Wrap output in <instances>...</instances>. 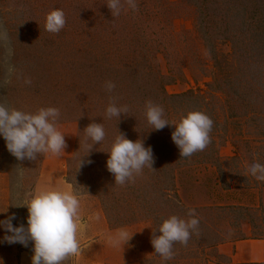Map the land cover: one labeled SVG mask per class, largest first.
<instances>
[{
  "label": "rangeland",
  "instance_id": "obj_1",
  "mask_svg": "<svg viewBox=\"0 0 264 264\" xmlns=\"http://www.w3.org/2000/svg\"><path fill=\"white\" fill-rule=\"evenodd\" d=\"M122 0L112 16L107 0H0V103L34 113L60 111L56 123L65 135L59 155L17 160L0 138V220L26 223L27 197L43 191H75L76 220L99 212L110 228H125L127 247L140 264H209L218 244L264 238V182L248 172L264 164V0ZM65 13V27L45 31V16ZM11 49V55H9ZM9 66L15 72L9 75ZM30 79L31 84H25ZM115 88L105 90V82ZM163 108L169 123L189 111L213 120L203 151L180 157L171 140L173 125L151 130L145 105ZM115 102L126 114L109 118ZM101 123L105 138L84 158L93 142L84 129ZM122 133L153 150L145 166L120 185L106 169L112 142ZM194 209L197 232L186 245H173L164 261L151 244L157 226ZM4 264H31V245L2 242ZM69 256L64 264H71Z\"/></svg>",
  "mask_w": 264,
  "mask_h": 264
},
{
  "label": "clouds",
  "instance_id": "obj_2",
  "mask_svg": "<svg viewBox=\"0 0 264 264\" xmlns=\"http://www.w3.org/2000/svg\"><path fill=\"white\" fill-rule=\"evenodd\" d=\"M131 9H136L134 0H127ZM107 8L112 16H119L123 9L122 0H107ZM66 24L65 13L54 9L45 16V31L58 34ZM8 40V33L0 29V42ZM9 49V55H11ZM15 72L14 66H9L8 73ZM25 84H31L26 79ZM105 90L111 92L115 84L105 82ZM126 106H117L115 102L106 108L109 118L117 121L122 114H126ZM145 116L151 130H162L168 125L174 126L171 140L179 149L180 157H190L198 151H203L210 143V132L213 120L201 111H189L181 115L179 120L169 123L164 118L163 108L151 101L145 105ZM60 117L59 109L55 107L40 108L36 112H25L6 107L0 103V138L5 141L8 152L17 160H35L38 154L51 152L59 155L66 147L65 135L56 128ZM86 138L93 143L87 147L85 155L79 158L78 168L90 164L91 160L84 158L89 154L93 145L100 144L105 138V130L101 123H90L85 129ZM106 160V169L114 177V183L123 185L130 181L134 174H138L147 166L152 168L153 150L145 147L142 140H129L119 133L112 142ZM248 172L257 181L264 182V164L253 163ZM20 206L27 209L26 223L13 226L15 216L0 220V230L6 234L2 242L8 244L19 243L24 247L31 245V264H64L69 256L81 252L77 239L78 225L76 222L79 199L73 191H43L26 198ZM4 213V212H0ZM188 219L175 215L163 220L151 239L154 253L164 261L173 258V245L177 242L186 245L193 233L197 232L199 220L194 209L188 212ZM133 235V234H132ZM126 232L121 231L113 238V244L125 245L131 239ZM0 264H4L0 259Z\"/></svg>",
  "mask_w": 264,
  "mask_h": 264
},
{
  "label": "crops",
  "instance_id": "obj_3",
  "mask_svg": "<svg viewBox=\"0 0 264 264\" xmlns=\"http://www.w3.org/2000/svg\"><path fill=\"white\" fill-rule=\"evenodd\" d=\"M76 222L82 251L72 256L71 264H140L127 243L114 246L112 242L121 231L127 233L125 228H110L99 212L87 214ZM209 264H264V238L218 244L215 259Z\"/></svg>",
  "mask_w": 264,
  "mask_h": 264
},
{
  "label": "trees",
  "instance_id": "obj_4",
  "mask_svg": "<svg viewBox=\"0 0 264 264\" xmlns=\"http://www.w3.org/2000/svg\"><path fill=\"white\" fill-rule=\"evenodd\" d=\"M259 29H261L262 33V40L259 42V46L257 47V50L260 52L262 56H264V21L259 25Z\"/></svg>",
  "mask_w": 264,
  "mask_h": 264
}]
</instances>
